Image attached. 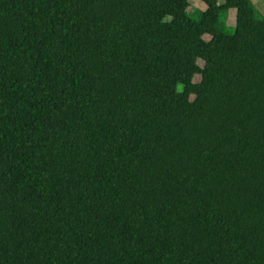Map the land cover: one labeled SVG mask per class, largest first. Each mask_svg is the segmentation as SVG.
I'll use <instances>...</instances> for the list:
<instances>
[{"label": "trees", "instance_id": "obj_1", "mask_svg": "<svg viewBox=\"0 0 264 264\" xmlns=\"http://www.w3.org/2000/svg\"><path fill=\"white\" fill-rule=\"evenodd\" d=\"M202 1L0 0V264H264V15Z\"/></svg>", "mask_w": 264, "mask_h": 264}, {"label": "rangeland", "instance_id": "obj_2", "mask_svg": "<svg viewBox=\"0 0 264 264\" xmlns=\"http://www.w3.org/2000/svg\"><path fill=\"white\" fill-rule=\"evenodd\" d=\"M254 5L256 6V8L258 9V11L264 15V0H252ZM191 4L189 7V12L193 13L196 15V18H199V13H196V11L198 10H205L207 9V5L205 4V2H203L202 0H190ZM228 18L226 21V25L229 27H225V31L227 32H234L235 30V26H236V10L235 9H231L228 12ZM222 17L225 18L226 15L224 13H222ZM205 39L210 40L211 36L210 35H206ZM199 64L203 67L205 65V62L203 61V59L199 60ZM201 80V75H197L195 77V81L199 82Z\"/></svg>", "mask_w": 264, "mask_h": 264}]
</instances>
